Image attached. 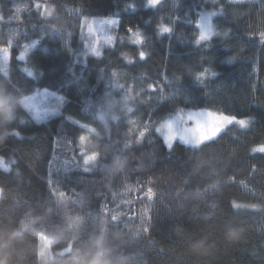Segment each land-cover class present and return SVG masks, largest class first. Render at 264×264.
Wrapping results in <instances>:
<instances>
[{
    "label": "trees",
    "instance_id": "16d2710c",
    "mask_svg": "<svg viewBox=\"0 0 264 264\" xmlns=\"http://www.w3.org/2000/svg\"><path fill=\"white\" fill-rule=\"evenodd\" d=\"M130 1L45 0V15L37 0H0V48L11 54L0 92L13 104L0 118V264H264V152L251 151L264 144V0L132 11ZM202 9L220 11L218 34L197 44ZM100 16L120 23L97 57L81 36L84 19ZM161 22L172 32L158 34ZM204 68L217 75L197 77ZM43 89L65 99L37 120L20 99ZM110 93L126 100L103 125L97 110ZM201 108L253 119L168 148L157 125ZM117 158L126 165L109 173ZM41 235L51 239L45 263Z\"/></svg>",
    "mask_w": 264,
    "mask_h": 264
},
{
    "label": "rangeland",
    "instance_id": "374dc122",
    "mask_svg": "<svg viewBox=\"0 0 264 264\" xmlns=\"http://www.w3.org/2000/svg\"><path fill=\"white\" fill-rule=\"evenodd\" d=\"M37 2L41 5L40 8L44 10L46 15L45 0H37ZM136 3V8L145 7L144 3L146 0H131L129 3ZM129 10H133L132 8H128ZM52 9H49V14ZM208 12H216V16L220 13V11L215 9H202L201 13ZM48 14V15H49ZM212 17V22L215 26V17ZM117 17L104 18V17H92L86 18L83 21V33L82 39L84 45H86L87 50L91 52V54H95L96 51L102 52L103 48L106 46H112L115 39V30L117 27L112 26L111 24H104L103 26L99 23V19H114ZM200 18V16H199ZM140 32V31H139ZM218 31H216V27H214V34L211 36H216ZM141 36V33H140ZM111 37L112 43L109 44L107 38ZM210 38V39H211ZM205 40H209L206 38ZM135 42H140L137 38L134 39ZM204 41V40H202ZM27 45V44H26ZM6 48H0V67L4 68L7 65H3L2 58L7 54L5 52ZM29 50H25V56L23 61L27 62L28 52ZM8 64V63H7ZM25 70H30L27 64L24 65ZM31 71V70H30ZM52 93V92H49ZM60 95H46L43 90H39L30 95L23 96L20 99V104L23 107L27 108L31 114L36 118V113L38 112L40 115L39 120H45L50 115L55 114L59 111L57 109V105L60 104L58 101V97ZM126 96L122 93L113 95L110 93L105 95L103 99H101V104L97 110V116L102 121L103 125H107L112 115L116 113L113 109L116 107L123 108V101L126 100ZM9 99L7 96L2 95L0 92V104H8ZM8 102V103H7ZM13 104H8V108H11ZM50 109L45 112L44 109ZM37 119V118H36ZM235 124L241 128H249L251 125V119L245 124L241 125L237 123L235 120L230 118V115H224L222 113L216 112L210 108H201V109H193L186 111H177L169 117H165L156 127L157 131L162 136L165 144L168 148H171L175 142H181L185 145L197 147L202 145L203 142L208 141L210 139L215 138L221 131H223L227 126ZM93 132V131H92ZM199 141V142H197ZM81 146V152L84 154V161L87 164L95 163L96 155L92 153V144L89 139L84 136L79 141ZM168 145H171L169 147ZM264 145V144H259ZM257 152H264V150L258 149ZM0 166L3 168H7L8 164L6 160L0 156ZM29 229L33 228L31 223L24 224ZM25 229L23 225L21 226V230ZM41 253L40 260L42 263L50 261L53 259V254L50 252L51 239L46 236L41 235ZM70 248V246H69ZM100 254V253H99Z\"/></svg>",
    "mask_w": 264,
    "mask_h": 264
},
{
    "label": "snow or ice",
    "instance_id": "6c2138e0",
    "mask_svg": "<svg viewBox=\"0 0 264 264\" xmlns=\"http://www.w3.org/2000/svg\"><path fill=\"white\" fill-rule=\"evenodd\" d=\"M234 2H235V0H234ZM160 3H161V0H159L158 3H155L154 0H146V2L144 3V6L145 7L155 8ZM36 6L38 7L39 5L37 4ZM125 7L126 8H132L133 10H135L136 3L135 2L129 3ZM17 11H19V10H17ZM213 16H216V12H208L206 14L205 13H201L200 14V18L196 21V24H197V26L199 28V34L196 37V43L197 44H199L202 40H205L206 38H208L210 40L211 36L214 34V27L215 26H214V24L212 22V17ZM99 23L102 26L104 24H113L114 27H118L120 21H119V18L117 17V18H114V19H99ZM157 28H158V34H160V35H163L164 33H171L172 32V26L168 25V24H164L163 22L158 24ZM127 30L130 33H133L134 35H136L138 40H143L144 39L143 37L140 36L139 28H136L134 30L131 26H129ZM224 34L227 35V32H225ZM260 39H261V41H264V32L260 33ZM107 41H108L109 44H111L112 43L111 37H108ZM35 43H36V41H33V44H35ZM9 49L10 48H6L5 51H6L7 55L9 56V60H10L11 54H10V50ZM141 53H143V52H140L139 55H141ZM95 55L97 57H99L101 55V52L100 51H96ZM24 56H25V53L21 52L17 58L20 59V60H23ZM25 71H28V75L29 76L32 75L30 70H25ZM69 71H71V69H69ZM206 73L209 74V75H212V76L217 75V73L212 71L211 68H204L203 71L197 72L196 76L197 77H203ZM44 92H45L46 95H56V93H54V92L53 93H49L48 90H44ZM57 99H58V101L60 103H63L65 97L61 95ZM56 108L58 109L59 105H57ZM49 110L50 109H47V108L44 109L45 112H47ZM36 118H37V120L40 119V115H39L38 112L36 113ZM230 118L235 120L237 123H239L240 121H244L245 123H247L250 119H253L252 117L237 118L236 116H230ZM67 119L71 120L72 117L69 116V117H67ZM75 122L79 123L78 121H75ZM170 147H171V145H170ZM258 149L264 150V145H255V146L252 147L251 151L253 153H255V152H257Z\"/></svg>",
    "mask_w": 264,
    "mask_h": 264
},
{
    "label": "clouds",
    "instance_id": "9594fccd",
    "mask_svg": "<svg viewBox=\"0 0 264 264\" xmlns=\"http://www.w3.org/2000/svg\"><path fill=\"white\" fill-rule=\"evenodd\" d=\"M155 3H158L159 0H154ZM48 11V9L46 8V12ZM112 26H114L113 24H111ZM6 52V51H5ZM145 53H141V59H144L145 58ZM9 61V56L6 54L3 58H2V63L3 65H7ZM130 110V109H129ZM0 118H3V119H11L12 118V111L10 108H5V106H0ZM112 119L115 120V119H118V116L116 114H113L112 115ZM241 125H245L246 123L244 121H240L239 122ZM0 139H3V136H0ZM199 142V141H197ZM170 147V145H169ZM126 165V161L125 160H122L120 158H117L115 159L111 165L107 166V171L109 173H112V172H115V171H118V170H121L124 166Z\"/></svg>",
    "mask_w": 264,
    "mask_h": 264
},
{
    "label": "water",
    "instance_id": "95a60500",
    "mask_svg": "<svg viewBox=\"0 0 264 264\" xmlns=\"http://www.w3.org/2000/svg\"><path fill=\"white\" fill-rule=\"evenodd\" d=\"M0 198H1V194H0Z\"/></svg>",
    "mask_w": 264,
    "mask_h": 264
}]
</instances>
